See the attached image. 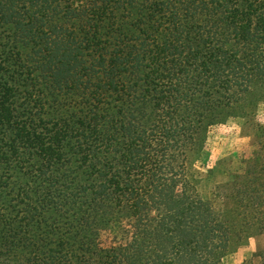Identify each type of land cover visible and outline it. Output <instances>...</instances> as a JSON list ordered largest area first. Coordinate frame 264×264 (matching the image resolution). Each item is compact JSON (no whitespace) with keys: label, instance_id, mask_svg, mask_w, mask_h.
<instances>
[{"label":"trees","instance_id":"1","mask_svg":"<svg viewBox=\"0 0 264 264\" xmlns=\"http://www.w3.org/2000/svg\"><path fill=\"white\" fill-rule=\"evenodd\" d=\"M262 105L264 0H0V264H223L264 235ZM230 119L260 135L204 199Z\"/></svg>","mask_w":264,"mask_h":264},{"label":"rangeland","instance_id":"2","mask_svg":"<svg viewBox=\"0 0 264 264\" xmlns=\"http://www.w3.org/2000/svg\"><path fill=\"white\" fill-rule=\"evenodd\" d=\"M255 119L264 127V105L259 108ZM259 135L253 120L230 119L225 125L212 130L206 153L200 163L203 175L198 190L204 199H211L214 188L226 182L229 173L240 167V161L251 155ZM263 250L264 235H253L222 263L242 264L253 261L254 264H259L257 255Z\"/></svg>","mask_w":264,"mask_h":264}]
</instances>
